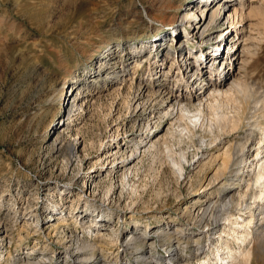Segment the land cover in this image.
<instances>
[{
  "label": "rangeland",
  "instance_id": "obj_1",
  "mask_svg": "<svg viewBox=\"0 0 264 264\" xmlns=\"http://www.w3.org/2000/svg\"><path fill=\"white\" fill-rule=\"evenodd\" d=\"M212 1L0 0V200L4 202L0 206V237L3 238L0 245L1 256H8L7 260L17 255L20 250L31 248L34 242L39 243L40 245L34 244L40 248L47 243L46 245L61 254L64 247L55 243L60 230H64L65 235L71 234L67 238H73L74 246V238L77 234H82L80 227L74 221L65 225L59 224L57 219L60 215L64 218L65 211L68 213L72 209H84L85 212L100 209L104 215L107 213L104 217L107 220L97 230L100 229V234L110 233L111 238L97 242L95 240L97 251L101 250L100 257L96 258H100V264L115 263L116 256L120 261L118 254L124 258L117 261V264L128 260L131 264L143 263L140 258L134 261L133 245H129L130 248L123 255L120 242H115L117 233L122 232L125 227H128L127 232L133 230L132 222L135 220L141 222L143 219L152 218L151 216L157 217V221L150 219L154 226L145 232L149 237L146 243L155 241L153 255L158 258L167 253L168 244L182 249L184 243L198 237L191 234L190 238L178 239L179 229L182 227L185 228L184 231L191 233L203 231L204 235L200 234L202 244H206L207 235L217 236L221 233L222 223L216 225L209 214V217H198L187 212L185 215L181 210L193 201L197 196L195 193L200 195L207 179L212 178L213 173L215 175L213 164L218 159L215 156L222 151L220 146L223 143H229L234 148L237 142L244 139L249 128L252 129L255 141H258L261 129L249 126L247 122L253 120L264 126V109L252 119L244 115L245 120L234 131L229 127H223L219 133L216 130L215 133L219 134L222 143L216 141L215 144H203V156H200V152L197 153L196 157L200 158L192 162L195 159L192 155L200 145L199 138L204 137L207 140L211 135L207 128L202 130L196 126L193 143L179 145L177 138H171L168 134L177 124L170 128L173 121L171 116H162L159 121L155 112L164 104L167 96L154 93L155 97L147 100L148 104L145 103L146 108L143 110L145 113L151 111L149 116H155L151 120L150 130H158L151 139L157 135L168 136L169 139L166 137V140L171 149L176 153L180 149L186 152L185 156L189 161L184 164V176L176 178L163 146L130 161L136 170L127 172L128 177L124 181L108 174L107 170L112 169L114 164L110 157L106 159L104 156V152L116 149L114 145H118L120 154L125 153V159L131 157L130 148L122 145L124 136L137 127L136 117L131 116L126 107L130 96L139 83L151 88L150 85L161 68V57L170 43L177 40L187 49L199 48L198 41L189 46L185 40L200 38L199 25L195 28L193 26L199 19L202 20L201 17H205L208 4L215 2ZM245 1L246 6L242 8L243 18L235 24L236 27L231 28L226 41L232 40L235 29L238 33L242 28L243 42L248 49L239 54L243 58L237 59L238 63L229 72L225 85L239 73L246 83L264 90V0ZM189 14L190 19L186 17ZM170 25L176 26L169 30ZM155 32L157 37L154 40L152 34ZM156 42L160 44V50H156ZM143 45H147L146 48ZM149 46L152 48L150 52ZM220 47V51L227 49L225 42ZM135 48L141 51L137 58L132 52ZM144 54L146 55L143 56ZM215 57H205L204 64L207 68ZM161 65L164 67L162 71L169 73L168 79L176 74V64L168 60ZM214 65L218 67L220 64ZM75 72L81 78L84 74H89L90 82H86V86H80L77 103L81 107L79 109L73 106L72 126L66 129L69 120L64 113L63 94L64 90H67V94L70 92L66 83L68 76ZM189 82L188 86L195 91V86L200 81ZM56 91L59 96H55ZM237 97L239 96L230 98L229 104L226 98L221 100V110L233 114L242 100ZM78 111L81 112L78 114ZM207 116H211L210 111H207ZM117 126L119 129L117 135H114ZM75 137L78 144L74 154L78 163L77 167L70 170L71 166L66 169V159L69 156L66 144ZM252 153L255 155V151ZM122 156L121 154L120 157ZM241 177L235 180L237 185L240 184ZM252 178L253 176L247 177L248 183L252 184ZM244 187L233 188L228 194L234 193L235 201L241 202L235 213L242 209V203H250L249 214L253 215L255 225L252 226L253 238L245 247L251 249L249 264H264V206H259L260 202L253 199V193L258 186L250 185L245 193L247 195L240 198L237 192H245L242 190ZM109 190L114 191L111 196V193L106 194ZM120 192L122 195L117 200ZM13 201L16 202L14 208L11 206ZM14 210L17 213L14 214ZM213 213L217 215V211ZM218 217H223V214ZM218 221L222 222L223 219L219 218ZM35 223L40 230H35ZM139 232L136 231L141 236L142 233ZM99 233L96 231L93 235L100 236ZM231 245L238 248L235 243ZM200 255L199 258L187 257V261L189 264H197L198 259H205L210 255L209 250L206 249ZM149 261L144 263H153L151 258ZM185 263L186 261H181L179 264ZM44 264H48L47 261Z\"/></svg>",
  "mask_w": 264,
  "mask_h": 264
},
{
  "label": "bare ground",
  "instance_id": "obj_2",
  "mask_svg": "<svg viewBox=\"0 0 264 264\" xmlns=\"http://www.w3.org/2000/svg\"><path fill=\"white\" fill-rule=\"evenodd\" d=\"M210 2L213 1L210 0ZM244 6H246L245 0H215L214 4H208L205 17H201L202 20L199 19L193 26V28H195L199 25L198 37L200 38L196 40L187 38L185 40L186 43L190 44L189 46L195 45V43H197L196 41H198L199 48H195L193 50H191L190 48L187 49L182 45V42H177V40L174 43H170L169 48L165 51L164 56L161 57L160 62H162L161 64H163L168 62L169 60L170 62L174 63V65L176 64V74H174V76L172 75L171 79H168L167 77L169 73H164L162 71L164 67H162V65L160 64L159 66L161 68L159 69V71L157 70L158 74H156V77L153 79L152 82L158 83H156L155 85L151 83V88L141 83L137 85L135 91L130 96L129 101L126 105L128 112L131 113L130 115L136 117L135 123L137 127L134 130L132 129L129 134L124 136V141L122 142V145L130 148L129 152L131 157H127V159H125V153H121L123 156L120 157V147H118V145H114L116 149H109L108 152H104L105 158L109 159L110 157L111 162L114 164L112 169L107 170L108 174H110L111 176L118 177L121 181L124 178L126 179L128 177L127 172L130 173L133 171V169H135V165L133 163L130 164V161L135 159V157L137 156L143 155L147 152H150L151 150L154 151L160 146H163L166 152V158L168 160L169 166L174 171L173 173H175L176 178L180 176L182 177L184 173L183 170L185 169L184 164H187V162L189 161L188 159H186V152H183V150L179 147L178 148L180 150L178 149V153L171 149L172 147L168 145V142L166 140V137L168 138V136L165 137L163 135H157L156 137H154V139H151L154 133L158 130H150L152 128L151 120L155 116L152 117V114H150L149 116V112L151 111L147 112V114L143 112V110H145L146 108L145 103L147 102L148 104L147 100L150 101L151 97H155L154 93L160 94V96H167V99L164 104L159 107V109H157L158 111L155 112H157L158 114L157 119L159 121L161 118H163L162 116H171V120L173 121L171 122L170 128L177 124V127L173 128L171 131H168V134L171 136V138L175 136L179 145L185 142L190 145L193 143V138L195 136L194 129L196 126H198V128L202 130L207 128V132L209 133V135H211V137L207 140L204 137L199 138L200 145L196 148L195 153L192 155V158L195 157V159H193L194 161L191 158L192 162L197 161L200 156H203V149H201V146L203 144H215L216 141H219L220 144L222 143L219 134L217 135L215 133L216 130V132L219 133V131L222 130L223 127H229L230 130L234 131V129L238 128V126L242 123L244 115H248V119H252L256 117L257 113H260V111L264 109V90H262L260 87L259 88L261 90H258L259 88L257 89L255 86L251 85L248 82L246 83L243 80L244 78L240 77L239 73L234 75L232 81L225 85V79L227 78L229 72L235 66V64L238 63L237 59L243 58H241L239 54L245 53L246 49H248L246 48L247 46H245L243 42L244 39L242 38V28L241 30H238V33L237 29H235L234 31L236 33L234 34V36H232V40L226 41V37L228 36L229 32H231V28L236 27L235 24L243 18L242 8ZM186 17L188 19L191 18L190 14ZM182 19L183 18L181 17L180 20L182 21ZM175 26L176 25H170L169 30L174 29ZM211 28H213V30H210ZM152 35L154 36L153 38L155 40L157 37V32L153 33ZM246 39H248V37ZM222 42H225V44L227 45L226 51H224V49L220 51V45ZM155 44L156 50H160V48H158L160 44L157 42ZM143 46L146 48L147 45ZM151 50L152 48L150 47L149 52ZM132 52L134 53V57H136L137 55L139 56L141 51L140 49L136 50L135 48L132 50ZM145 55L146 54H144L143 56ZM207 55L216 56L211 60V63L209 64L208 68L206 64H204V60ZM177 57H179V59ZM216 63L217 65H220L217 67L216 65H214ZM89 77L90 75L86 73L84 74L83 78H81L79 76V73L77 74L76 72L68 76V81L66 84L68 85L70 92L67 94V90H64L63 94L65 98L64 113L66 115V119L69 120V122L66 123V129H70L72 126L71 116L73 106L78 108L81 107L77 103V92L78 90H80L81 85L88 84L86 82L89 81ZM186 78L188 81H186ZM191 80L200 81L198 82L197 86H195V91L192 89L193 87L188 86L190 83L189 81ZM62 88H64V86ZM150 90H152V92ZM175 91L177 92V94H175ZM208 91L209 93L207 94ZM56 95H58L57 91L55 96ZM237 95L239 96L237 98H241L242 100L241 103H239V106L235 108L236 111L233 114H227V112L224 113L225 111L221 110V107L223 105L221 103V100L223 101V99L226 98V101H229V104L231 102L230 98H234ZM222 109L225 110L224 107ZM207 111H210V117L207 116ZM80 112L78 111V114ZM62 124H64V122ZM247 124L249 126L253 125L256 128L261 129V136L260 138H258V141H255V138L252 134V129L249 128L248 132L244 136V139L237 142L234 148L229 143H223V145L220 146L222 148V151L215 156L218 157V159L215 160L214 164L212 163L215 166V175L213 173V177L207 179L208 181L207 183H205L206 185L203 186L200 195L198 193H195L197 196L192 199L193 201L189 205L184 206L181 210L185 215H187V212L188 214L191 213L193 216L196 215L198 217L200 215L208 216L209 214V216H212L213 222H216V225L222 223L223 228L222 230H220L221 233H219L217 236H210V234L207 235L208 237L206 244H202V242L200 241V234H203V231L199 233H191V231H184L185 228L182 227L181 229H179L180 235L178 239L190 238L191 234H195L198 237L193 240L191 239L189 243H184V245H182V249H179V247L177 246L171 247V243L168 244L169 247L166 250L167 253H165L164 255L162 254L160 258H158L153 255L156 248L155 241H150L146 243V240L149 238L146 232H148V229L154 226L152 225V223H150V219H152V221H157V217L151 216L152 218L149 217L143 219V221L141 222H138L137 220L133 221L132 231L130 230L127 232L128 227H125L122 232L117 233L118 235L115 238V242H120L122 246L121 251L122 253L124 252L123 255H125L127 248H130L129 245H133V253L135 254L133 259L135 261L140 258L141 260H143L142 264H145L144 262L146 260L150 262L149 258H151L153 262L152 264H179L181 261H186L185 264H189L190 262L187 261V257L189 259L192 257L199 258L201 256L200 254L205 253L206 249H208L210 255H208V257H206L205 259H198V261L196 262L197 264H249L251 258V249H247L245 246L246 244L250 243L253 238L252 226L255 225H253V215L249 214L251 213L249 207L250 203L249 205L246 204V202L242 203V209L238 210V212L235 213V210L237 211V205H241V202L235 201L236 197L234 193H230V195L228 194L233 188L245 186L244 188H242V190L244 189L243 191L245 192H237L240 198H244L243 196L247 195L245 193L248 189H250V185H255L259 188L256 192L253 193V199H256V202H260L259 206H264V126H260L257 121L255 122L253 120H248ZM118 127L119 126H117L115 129L114 135H117L116 133L118 132ZM228 132L230 133V131ZM221 133H223V131H221ZM74 135L77 136V133H75ZM76 139L77 138L75 137L66 144V149L68 150L69 155L66 159V169L69 168V166H71V168H69L70 170L77 167L78 162L74 154L76 152V145L78 144V142L75 141ZM208 140L209 142H207ZM253 145H255V147H253ZM253 151H255V155L252 153ZM199 152L201 153V155L196 157L197 153L199 154ZM248 157L252 158L248 160ZM122 166H124V169ZM226 174H228V176H225ZM239 176H242L240 178L241 182L237 185V181L235 182V180H237ZM248 176H253L252 184L248 183ZM109 193H111V196L114 191L109 190L106 192L107 195H109ZM121 195L122 194L120 192L117 196V200ZM254 200L253 202H255ZM15 203L16 202L14 201L11 202V206H13V208ZM3 204L4 202L0 200V206H2ZM214 210L217 211V215H214L215 213L212 214V212H215ZM261 211H263L262 208ZM102 212L103 211H100V209L99 211L98 209H91L89 210V212H85L84 209H72V211H68V213L67 211H65L66 218H63L61 217L58 211L57 213L60 216L56 218L59 219V224L64 223L65 225L67 223L69 224V222L74 221V223L78 225L82 231V234L80 236L77 234L74 238V246L72 245L73 238H67L68 234L65 235L64 230H58L59 235H57L58 238H56L55 243H57L59 246L64 247V250H62L61 254L57 250L51 248L49 245H46L47 243L42 245V247L40 248V246H36L34 244L36 242H34L31 248L28 247V249L25 248V250H20L17 255H15L14 257H9L7 260L6 258L8 256L4 258L0 254V263L44 264L47 261L48 264H100V258H96L100 255L101 250L97 251V245L95 246V240L97 242V240H106V238L108 239V237H110V233L101 231L103 233L100 234V229L97 230L98 228L102 227L103 224L101 223L107 220L106 218H104L107 216V213L106 215H104ZM3 213L5 212L3 211ZM15 213H17V211L15 212L14 210V214ZM222 214L223 217H218ZM219 218H222L223 221L219 222V220L217 222ZM88 220H90V222H87ZM85 222H87V224H85ZM186 223L187 222H185V224ZM188 223H190V221ZM186 226L187 225H185V227ZM33 227H35V230L39 229L37 223H35ZM167 227L168 226H166L165 229H167ZM170 227L172 228V226ZM187 230L189 229L187 228ZM96 231H98L100 236L93 235ZM136 231H140L142 233L141 236H138V233H136ZM83 232L85 233L83 234ZM2 240L3 238L0 237V245L2 244ZM142 243L144 244V247L142 246ZM231 243H235L238 248H233ZM72 250L75 251L71 253ZM117 254L118 252L115 255ZM118 257L120 261L124 258H121L119 254ZM114 258L116 260L115 263L112 261L111 262L113 264H117V261H119L117 260V256ZM122 263L131 264L129 260L128 262L125 261Z\"/></svg>",
  "mask_w": 264,
  "mask_h": 264
}]
</instances>
